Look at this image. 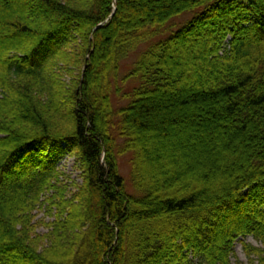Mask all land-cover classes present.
<instances>
[{
  "label": "trees",
  "instance_id": "16d2710c",
  "mask_svg": "<svg viewBox=\"0 0 264 264\" xmlns=\"http://www.w3.org/2000/svg\"><path fill=\"white\" fill-rule=\"evenodd\" d=\"M13 3L0 0V264H231L246 236L264 264V0ZM146 42L121 92V63ZM183 67L192 81L177 83ZM191 108L204 109L193 125L216 159L208 175L160 181L144 137L159 141ZM64 143L81 163L71 194L48 154ZM128 151L136 195L119 167ZM44 202L53 220L40 234Z\"/></svg>",
  "mask_w": 264,
  "mask_h": 264
},
{
  "label": "rangeland",
  "instance_id": "374dc122",
  "mask_svg": "<svg viewBox=\"0 0 264 264\" xmlns=\"http://www.w3.org/2000/svg\"><path fill=\"white\" fill-rule=\"evenodd\" d=\"M1 1L4 2L6 6L14 5V0ZM30 6L38 9L33 2ZM7 12L5 11V9H0V22L3 20V16L5 17L7 15ZM192 15V13L186 12L181 16L176 17L170 22L168 30L162 35L157 36L155 39H163L169 36L171 31L177 29L185 20L189 19ZM5 34L6 32L3 31L0 27V35L3 36ZM15 39L18 40L20 39V37ZM149 44L150 42L141 44L136 51H133L125 60L122 61L119 73L120 86L122 87L121 92H129L136 85V83L131 80L122 82V78L129 71L141 51L146 49ZM75 50H77V48H75ZM195 66L196 65L194 64L193 67ZM70 68L75 71L74 73L79 72V67L76 64H72V67ZM188 74H186L185 67L181 68L180 72L176 76V82H185L186 80L192 81V76L190 77L188 76ZM65 78L68 80L71 77L68 74ZM182 92L183 95L190 93V91ZM126 101V99H121V97L114 95V102L116 106H121L125 104ZM185 115L187 116L185 117V121L183 123L173 125L169 129H160L159 133L162 132V135L159 138V141L157 140L158 137L155 133H152L151 135H145L144 137V141L146 139H149L150 143H155L153 146H151L145 141L144 146L147 147L148 151L151 154V157H156V161L154 162L158 163V167H155V165L151 166V172L156 173V171L159 170L161 175L160 181L164 180L166 174L172 171H180L186 175L188 174L190 176L196 177H200V174L202 173L208 175V171H210L216 159V155L212 149L208 148L206 144H198V139L200 137L205 139L207 133L200 132L199 134H196L195 124L193 125V123H195L196 121H201L204 119V109L191 108L186 111ZM0 136L2 135L0 134ZM118 140L119 145L122 146V139L119 138ZM48 154L51 157V161L54 163L56 171L59 173L58 180L55 181L56 184L61 189L66 190L68 194H71V192L76 189V185L82 183L81 163L79 162L77 155L73 153L65 143L60 147H55L54 145L48 146ZM132 158L133 152L128 151L120 154L118 159L120 172L125 179L127 190L131 194L134 193L133 195H136V191L131 181ZM191 163L192 165H190ZM219 181L220 179H218V182ZM210 182L206 183V187L209 190L214 189L215 186L217 187V180L216 182ZM54 192V190L48 191L43 200H45L46 197L51 196ZM48 205V202H44L37 210L33 212V221L38 224L37 227L35 226V232H38L40 234H44L48 231L46 224L53 220V216L49 214ZM244 243L250 244L255 247H262V243L256 240L253 236L240 237L235 244L234 256L231 258V264H261L260 260H258L255 255L251 257L248 256L243 247ZM194 264H199L198 259L194 260Z\"/></svg>",
  "mask_w": 264,
  "mask_h": 264
}]
</instances>
